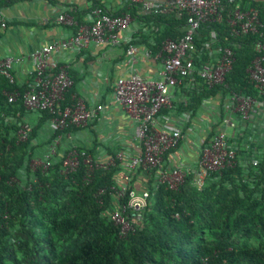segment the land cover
Here are the masks:
<instances>
[{"label":"trees","instance_id":"trees-1","mask_svg":"<svg viewBox=\"0 0 264 264\" xmlns=\"http://www.w3.org/2000/svg\"><path fill=\"white\" fill-rule=\"evenodd\" d=\"M21 1H1L0 9ZM225 3L229 11L257 9L264 26V3ZM125 13L153 24L147 37L152 43L145 44L154 54L160 53L165 41L183 35L186 17L176 12L140 16L134 4L111 12ZM214 28L216 49L231 48L235 63L225 86L187 92L185 109L193 115L204 100L217 95L223 100L232 92L257 96L247 71L264 55L256 51L259 42L264 44V27L256 34L234 37L226 23L204 25L198 47L205 49ZM26 89L27 84L19 87L0 73V264H264V159L256 167L237 160L233 168L213 173L201 191L193 186V174L178 191L149 183L143 221L122 238L107 215L115 204L109 191L119 179L120 162L97 170L88 184L84 166L68 177L61 174L64 158H57L46 172L30 169L36 130L27 142H19L17 132L26 109L21 99L8 102L9 94H23ZM71 96L72 89L64 106L75 103ZM41 114L50 119L49 113ZM11 179L18 183H10ZM101 190L106 192L100 194Z\"/></svg>","mask_w":264,"mask_h":264},{"label":"built area","instance_id":"built-area-1","mask_svg":"<svg viewBox=\"0 0 264 264\" xmlns=\"http://www.w3.org/2000/svg\"><path fill=\"white\" fill-rule=\"evenodd\" d=\"M8 1V0H0ZM101 0H92L90 10L91 24L77 25L74 18L61 14L57 18L59 24L73 28L76 32L67 39L42 45L34 50L29 59L34 69L23 94L15 92L8 95L10 104L22 100L26 111L49 113L50 127L54 134H59L69 128L86 129L99 119L105 106L87 105L79 101L63 105L67 93L74 87V79L69 66L51 67L50 58L60 52H81L94 43L97 45L119 46L123 44L120 34L129 28L132 22L130 13L112 15L101 5ZM237 0H228L235 3ZM131 5L143 4L144 0H127ZM147 9H154L163 14L176 12L180 17H186L182 28L183 35L177 40H167L163 43L159 57L162 59V70L158 80H148L139 74L120 78L114 88V101L137 123L136 137L138 140L137 154L127 160L122 155L105 162L95 159L86 150L73 148L62 161L61 174L65 177L76 173L80 166L86 169L85 181L88 184L97 170L108 169L121 163V171L116 185L110 188L115 204L107 212L113 224L119 228L120 236L126 238L135 231V224L143 221V212L148 204L149 189L141 195L130 185L136 172L142 171L155 176V186L164 185L170 191H178L185 183L188 172L180 168H169L165 159L176 151L183 143L182 132L171 126H162L163 112L173 108L172 90L189 89L200 86L208 90L217 86H225L226 78L231 73L235 63V53L225 47L216 49L217 32L211 29L205 49L197 46V37L204 25H222L226 23L234 37L256 34L264 26L255 8L242 10L236 7L229 11L225 0H168L163 4H146ZM7 24L0 15V28ZM264 35V34H263ZM127 53L132 62H138L140 57L152 58L153 51L149 48L142 51L133 41L127 43ZM207 51V52H206ZM256 51L262 53L264 44L259 42ZM22 61L21 57H9L0 61V73L11 83H15L14 66ZM252 86L257 90V96L245 97L232 92L228 101V116L223 121L227 128H235L236 122L232 114H237L239 120L248 122L257 102L264 96V55L255 59L248 69ZM28 123L20 125L17 132L19 142H27L32 134ZM59 140L55 139L50 150L42 158H32L30 169L46 172L51 168L59 155ZM238 154L229 144L228 135L221 131L204 145L198 162L197 171L193 175V186L203 190L206 181L213 173L225 168H233L237 164ZM258 161L245 163L243 166H257ZM10 183H18L11 179ZM106 190H101L104 194Z\"/></svg>","mask_w":264,"mask_h":264},{"label":"crops","instance_id":"crops-1","mask_svg":"<svg viewBox=\"0 0 264 264\" xmlns=\"http://www.w3.org/2000/svg\"><path fill=\"white\" fill-rule=\"evenodd\" d=\"M168 0H144L136 4L140 16L149 14L154 9H147L146 4H163ZM264 3V0H253ZM104 8L112 13L125 10L130 4L127 0H101ZM131 5V4H130ZM92 0H24L12 6L0 9V15L7 27L0 28V61L15 56L22 61L14 66L15 83L24 87L28 83L34 69L29 55L42 45L67 39L77 27L59 24L57 18L67 14L74 18L77 25L91 24L89 11ZM128 29L120 34L123 44L119 46L90 44L81 52H60L54 54L50 66H69L74 79L71 101L85 102L87 105L102 104L105 106L98 120L86 129H72L54 134L49 120L38 112L26 111L23 123H28L36 135L32 140L33 158H42L51 148L55 139L59 140L58 160L65 158L73 148H86L95 159L107 161L122 155L127 160L137 154L138 140L136 137L137 123L114 101V88L120 78L139 74L148 80H158L162 70V59L159 53L152 58L140 57L132 62L127 53V43L133 41L142 51L152 43L153 24L132 18ZM201 87L197 86L196 90ZM189 89H173V108L163 112L162 126L179 129L183 143L168 158L165 165L169 168H180L190 174L197 171L198 162L204 145L221 131L228 135L230 146L237 151L240 164L262 161L264 159V101L260 100L254 107L248 122L239 120L232 114L236 127L227 128L223 121L229 115L228 101L220 95L204 100L193 115L187 111ZM193 91V90H192ZM33 133V132H32ZM93 156V157H94ZM119 162V161H118ZM121 164V163H120ZM122 168V167H121ZM155 184V176L142 171L133 177V189L142 194Z\"/></svg>","mask_w":264,"mask_h":264},{"label":"rangeland","instance_id":"rangeland-1","mask_svg":"<svg viewBox=\"0 0 264 264\" xmlns=\"http://www.w3.org/2000/svg\"><path fill=\"white\" fill-rule=\"evenodd\" d=\"M34 156V155H33Z\"/></svg>","mask_w":264,"mask_h":264}]
</instances>
